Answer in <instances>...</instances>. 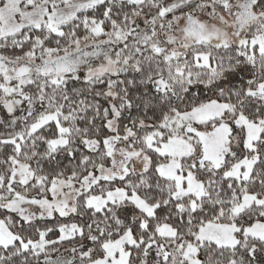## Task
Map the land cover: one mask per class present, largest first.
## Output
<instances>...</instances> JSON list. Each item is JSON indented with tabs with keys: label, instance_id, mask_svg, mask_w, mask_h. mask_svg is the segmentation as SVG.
Wrapping results in <instances>:
<instances>
[{
	"label": "snow or ice",
	"instance_id": "6c2138e0",
	"mask_svg": "<svg viewBox=\"0 0 264 264\" xmlns=\"http://www.w3.org/2000/svg\"><path fill=\"white\" fill-rule=\"evenodd\" d=\"M0 264H264V0H0Z\"/></svg>",
	"mask_w": 264,
	"mask_h": 264
}]
</instances>
